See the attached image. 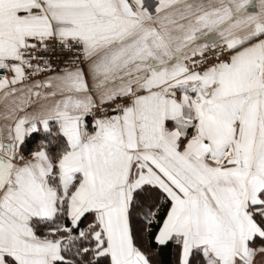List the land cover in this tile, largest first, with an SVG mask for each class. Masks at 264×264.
I'll return each instance as SVG.
<instances>
[{
  "label": "snow or ice",
  "instance_id": "1",
  "mask_svg": "<svg viewBox=\"0 0 264 264\" xmlns=\"http://www.w3.org/2000/svg\"><path fill=\"white\" fill-rule=\"evenodd\" d=\"M0 264H264V0H0Z\"/></svg>",
  "mask_w": 264,
  "mask_h": 264
}]
</instances>
